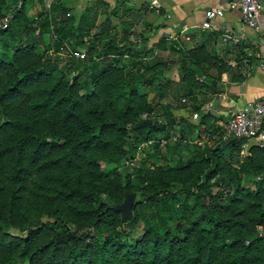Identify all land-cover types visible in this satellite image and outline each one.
Instances as JSON below:
<instances>
[{"label":"trees","instance_id":"1","mask_svg":"<svg viewBox=\"0 0 264 264\" xmlns=\"http://www.w3.org/2000/svg\"><path fill=\"white\" fill-rule=\"evenodd\" d=\"M8 1L10 16L0 27V264H264V233H256L257 225L264 227L263 182L239 187L240 175L251 181L249 169L264 172V147L250 146L236 176L224 174L220 153L239 149L243 139L204 146L186 158L167 157L170 167L130 165L138 142L157 139L159 131L168 140L178 123L172 105L159 101L192 96L201 86L195 68L213 57L201 46L177 50L172 81L159 61L148 72L150 66L132 59L149 52L144 36L137 50L109 39L97 56L68 58L56 70L55 59L44 63L39 46L47 33L58 38L44 50L63 41L64 0H54L48 10L35 0L39 10L32 19L25 14L26 0ZM72 19L69 47L75 50L82 17ZM118 56H126L129 65H113ZM72 67L77 73L69 76ZM125 73L133 81L128 88ZM153 83L154 107H143L137 90ZM149 110L163 122L137 124V114ZM188 126L193 128L187 124L181 134L189 133ZM129 134L131 142L123 147ZM121 159L125 165L118 175L99 168L100 162ZM214 184L230 192L213 193ZM124 191H135L137 198L131 217L121 222L112 206Z\"/></svg>","mask_w":264,"mask_h":264},{"label":"crops","instance_id":"2","mask_svg":"<svg viewBox=\"0 0 264 264\" xmlns=\"http://www.w3.org/2000/svg\"><path fill=\"white\" fill-rule=\"evenodd\" d=\"M94 1L97 0H64L72 14L84 10L88 2ZM101 1L107 3L100 9L102 15L113 7H124L137 14V25L143 21L147 25L146 30L151 28L147 37L153 45L170 43L172 49L177 50L201 46L213 57L210 63L195 68L196 77L201 78V86L192 96H182L185 101L181 106L169 95L165 97L173 106L171 112L178 121L177 125L187 120L195 128L197 125L201 129L209 125L218 127L231 111L264 95V42L257 33L243 25L240 13L230 9L227 0H156L158 10L148 9L152 0ZM216 8L223 9L222 15L210 19L208 28L202 27L204 12ZM260 22L264 24V11L260 14ZM224 34L237 38V41L222 43ZM171 70L173 76L164 72V77L176 81L175 69ZM191 130L188 132L192 133ZM246 142L253 145L251 141Z\"/></svg>","mask_w":264,"mask_h":264},{"label":"rangeland","instance_id":"3","mask_svg":"<svg viewBox=\"0 0 264 264\" xmlns=\"http://www.w3.org/2000/svg\"><path fill=\"white\" fill-rule=\"evenodd\" d=\"M98 1H94L98 3ZM87 3L86 8L84 10L78 11L75 14H72L67 10L66 15L62 18L61 23L64 25V38L63 41H61V44L58 46L57 49L50 48L47 50H44V45L48 44L49 46H52V43L54 40H57L58 34L56 33H47L43 34L41 36V40L43 41V44L40 45V49L42 51L41 58L43 59L44 63H51L52 60L55 59L54 66L56 70L68 59V58H74L76 60H86L88 57H95L98 55L99 48L109 39H113L118 42V44H125V43H131L132 46L137 50L140 48L141 43H143L144 36H147L148 32L151 31V28L147 29V25L142 21L141 25H137V14L135 15L133 12H130L124 7L122 9H117L113 7L111 11H108L106 14L102 15L99 10L101 9L100 4L96 3ZM2 7H0V21L4 18H7L10 16L9 12L11 9V4L8 0L1 3ZM37 2L34 0H26L25 1V14L28 18L32 19L35 17L36 13L39 10V4L37 6ZM95 5V6H94ZM107 5V3H106ZM94 6V7H93ZM110 10V9H109ZM93 12H97L96 15L93 16ZM76 17L78 20L79 17H82L81 22L82 26L78 30V34L81 36V40L75 47L76 51L78 53H82V58H76L75 56H69L65 54L66 49H70V44L72 42V27H70V23L72 24L76 23V20H73L72 18ZM148 44V50L149 52L142 57H132V59L141 60V62L144 64L146 63L149 67V71L154 70L157 68V65L151 66L150 64L159 61V66H166V69L164 72L168 76H173L171 73V69H175L174 77L177 76V60L179 59V54L177 52V49L171 47V44H162V45H153V43L149 42L147 40ZM57 58V60H56ZM100 61V58H97L98 62ZM112 64L116 67L122 69L129 65V59H127L126 56L121 57H115L112 60ZM170 64V65H169ZM75 65V64H74ZM171 65L173 67L171 68ZM86 67H91V63L87 62ZM69 76H73L77 73V70L75 67H72L69 69ZM85 74H81L80 78L84 79ZM163 76H165L163 74ZM124 88H128L130 85H132V79L129 76V73H125L122 78ZM156 91V87L154 83L152 85H148L146 87H143L141 90L138 89V94L144 95V106H151L154 107L155 100L151 102V96L152 93ZM175 103L178 105H182L184 101H181V95L176 96V98H172ZM157 102V100H156ZM159 103H162V106L165 105V103H170L169 100L162 99L159 101ZM171 104V103H170ZM173 107V106H172ZM153 111V110H152ZM151 110L144 111L140 114H137V124L140 121L147 120L150 122L161 124L163 122L162 116L158 115ZM159 113V112H158ZM189 121L185 120L184 122H181L180 125H174L173 130L170 134V137L168 140L162 139V132H156L155 136H157V139H147L142 140L137 143V147L134 152V157L131 159V164L134 167L140 166L145 169H154L157 167H170L173 165V161L166 160L167 157L174 158L177 154H180L184 156L185 158L193 155V153L197 152V150H201L204 146H216L220 145L219 141V133H218V127H209L205 129H201L200 126L197 125V127H193L190 132L192 133H184L181 134L180 130H186L187 124ZM190 127L188 126V129ZM191 129V128H190ZM129 137H124L123 147H128L129 142H131V134L128 135ZM126 138V139H125ZM126 140V141H125ZM154 144L157 145V147H154ZM252 146L250 142H243L242 145L239 147V149H232L231 152H228L227 150H223L220 153L221 158L223 159L224 163L226 164V168L224 171V174H232L233 176H236V172L238 170L240 162H244V158L246 155H248V150ZM125 165V160L121 159L117 162H100L99 168L101 170H106L110 172L113 175H118L120 173L121 167ZM248 173H253L252 175H249L251 177V181L247 182L245 181V176L240 175L239 177V187L244 189L246 187H249L250 189L254 188V183L259 182L260 180L263 182L261 183V186L264 187V172H252L250 169L248 170ZM221 174V173H220ZM218 174L216 177H214L212 180H215L220 176ZM213 193L217 192H223L224 194H228L230 192V189L228 187H223L221 185H212L211 187ZM135 194L134 202L137 198V193L134 191ZM188 206L189 209L193 206V199H188ZM30 207H35L33 202L31 203ZM44 219V218H43ZM140 223L138 226H136L133 229V234H137L139 231ZM15 231V230H11ZM256 233L257 235H263L264 233V227L261 225L256 226Z\"/></svg>","mask_w":264,"mask_h":264},{"label":"built area","instance_id":"4","mask_svg":"<svg viewBox=\"0 0 264 264\" xmlns=\"http://www.w3.org/2000/svg\"><path fill=\"white\" fill-rule=\"evenodd\" d=\"M54 0H43L44 10H48ZM227 6L240 13L241 21L245 27L257 33L264 42V24L260 22V14L264 11V0H227ZM159 4L156 0L150 1L148 9L158 10ZM223 9L216 8L204 12L202 27H209V20L221 16ZM7 18L0 21V27L6 26ZM236 42L228 34L221 37V42ZM65 54L82 58L83 54L76 50L66 49ZM197 81H201L197 77ZM181 101H185L181 98ZM193 117H196L195 115ZM219 141L225 142L229 139H243L251 141L257 147H264V95L258 99L247 101L240 109L231 111L229 117L218 126Z\"/></svg>","mask_w":264,"mask_h":264},{"label":"water","instance_id":"5","mask_svg":"<svg viewBox=\"0 0 264 264\" xmlns=\"http://www.w3.org/2000/svg\"><path fill=\"white\" fill-rule=\"evenodd\" d=\"M238 45L241 44L238 43ZM134 197L135 194L133 192L124 191L121 202L112 206V209L119 213V219L121 222L131 217V206L134 203Z\"/></svg>","mask_w":264,"mask_h":264}]
</instances>
